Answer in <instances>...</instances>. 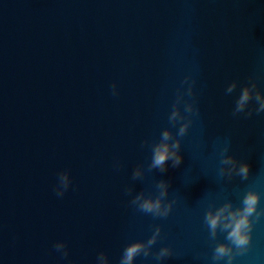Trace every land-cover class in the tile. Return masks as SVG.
Listing matches in <instances>:
<instances>
[{
    "label": "water",
    "instance_id": "obj_1",
    "mask_svg": "<svg viewBox=\"0 0 264 264\" xmlns=\"http://www.w3.org/2000/svg\"><path fill=\"white\" fill-rule=\"evenodd\" d=\"M189 74L199 115L181 137L182 163L147 171ZM252 79L264 91V0H0V264H97L101 251L119 264L156 225L153 252L173 255L134 264H214L226 233L210 240L209 204L238 206L254 187L264 207V113L233 115ZM226 139L227 154L250 163L246 180L219 176ZM137 165L145 173L133 180ZM62 170L71 184L57 197ZM161 179L169 215L137 211L132 196L155 194ZM233 264H264V218Z\"/></svg>",
    "mask_w": 264,
    "mask_h": 264
},
{
    "label": "clouds",
    "instance_id": "obj_2",
    "mask_svg": "<svg viewBox=\"0 0 264 264\" xmlns=\"http://www.w3.org/2000/svg\"><path fill=\"white\" fill-rule=\"evenodd\" d=\"M237 81L233 80L228 84L225 94H231L237 88ZM187 84V88L184 85ZM195 79L191 74L184 77L180 87L177 89L175 101L168 117L169 124L179 128L174 134L172 127H166L162 130L158 142L152 143V157L147 165V171L158 169L160 172L166 171L168 162L171 161L172 167H179L182 163L181 137H183L193 119L199 115V107L196 104L194 96ZM112 95L118 94V88L114 82L111 86ZM183 105V108H181ZM250 105H252L250 107ZM264 113V91H262L255 79L244 84L233 109V115L244 113L250 117L253 114ZM145 139L141 147L148 144ZM231 144L225 140L220 147L221 167L219 176H227L231 179L234 175L239 176L241 180H246L250 175V163L240 161L234 155L227 154ZM145 173L143 165H137L132 173V179L137 180ZM71 184V177L68 170H62L58 173L57 183L54 192L57 197H63ZM134 191L133 186L125 188V194L131 195ZM169 193V183L163 179L156 183L155 194L141 190L132 196L130 204L139 212L151 215L153 218H166L172 210L175 198L167 200ZM261 192L254 187H250L243 196L240 205L233 206L231 200H227L219 207L214 203L209 204L204 223L209 229V238L212 241L217 240L219 233H226L224 240L216 242L212 261H224L225 264H233L238 255H242L249 250L252 243V232L254 225L264 218V207H260ZM161 225H156L152 235L146 239H137L128 243L120 257L119 264H134L138 256L148 258L152 256L157 262L173 255V249L169 245L161 247L153 252V245L161 234ZM54 249L61 255V258L68 256L66 241L59 240L54 244ZM71 264H76L73 260ZM97 264H111L107 253L101 251L97 256Z\"/></svg>",
    "mask_w": 264,
    "mask_h": 264
}]
</instances>
